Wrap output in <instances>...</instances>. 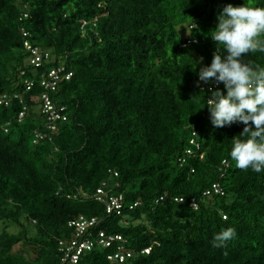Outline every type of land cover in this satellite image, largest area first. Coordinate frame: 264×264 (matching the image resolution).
<instances>
[{
	"label": "trees",
	"instance_id": "trees-1",
	"mask_svg": "<svg viewBox=\"0 0 264 264\" xmlns=\"http://www.w3.org/2000/svg\"><path fill=\"white\" fill-rule=\"evenodd\" d=\"M229 3L244 0H0V96L9 100L0 104V264H71L61 258L81 216L95 223L79 264H264V173L236 167L230 150L244 125L212 124L206 99L226 90L198 77ZM25 42L48 59L31 63ZM243 59L264 68V53ZM59 67L56 87L40 86ZM42 93L65 119L35 142V130L47 131ZM100 187L122 196L120 214L107 213L110 195L95 199ZM228 227L236 237L214 247ZM102 230L125 241L103 247ZM121 247L130 256L108 260Z\"/></svg>",
	"mask_w": 264,
	"mask_h": 264
},
{
	"label": "clouds",
	"instance_id": "clouds-1",
	"mask_svg": "<svg viewBox=\"0 0 264 264\" xmlns=\"http://www.w3.org/2000/svg\"><path fill=\"white\" fill-rule=\"evenodd\" d=\"M217 19L210 34L217 47L198 77L209 85L222 83L226 92L217 87L205 105L215 127L243 123L240 138L233 140L230 150L236 167L264 173V68L243 59L249 53H264V6L251 0L237 6L229 3ZM202 61H193L195 67ZM236 235L233 227L223 229L214 235L213 246L225 248Z\"/></svg>",
	"mask_w": 264,
	"mask_h": 264
},
{
	"label": "built area",
	"instance_id": "built-area-1",
	"mask_svg": "<svg viewBox=\"0 0 264 264\" xmlns=\"http://www.w3.org/2000/svg\"><path fill=\"white\" fill-rule=\"evenodd\" d=\"M26 16V14H24ZM85 22L82 23V25ZM24 46L30 50L32 57L30 58V62L35 64L36 66H40V63L43 60L48 59V53L45 52L43 55L39 52L37 48H32L30 44L27 42L24 43ZM62 70V67H59L57 70H50L47 72L46 75H41L40 77V86L44 87L45 89H51L53 90L56 87V80L58 79V72ZM23 73V72H21ZM71 76V72L66 73L65 78H69ZM24 86V91H29L33 84H34V79L33 78H25L22 82ZM14 98H17L20 102H22V93H14L13 94ZM8 99L6 95L0 96V104H7ZM51 100L49 98L47 93H42L41 94V101H40V106H39V112L43 115V118L45 120V129L47 131L43 130H35L34 131V141L38 142L39 140H51V131H55L57 128L56 121L59 119H65V116L61 114V111L65 109L63 105H60L58 108H56ZM30 110L27 106L23 105L22 109L19 110L18 115H17V121L20 122L24 116L26 115L27 111ZM8 124V123H7ZM6 124V125H7ZM4 130L6 131L7 128L5 127ZM213 188L215 191H219L218 184H213ZM209 193V191H205L204 194ZM110 195L109 197V202L106 205V211L109 214H120V209L122 208V196L121 195H111L107 191H105L104 187H100L96 190L95 194V199L99 201L105 202L107 196ZM175 200H182V198H175ZM138 202H135L131 205H129V208H133L136 206ZM191 205L193 208H197V203L195 201V197L192 198L191 200ZM95 223V218L91 219H86L84 217H80L79 220H76L75 222H71V224L75 225L76 227V234L75 237L68 243V245L65 247L63 250L64 251V256L61 258V262L64 263L69 260L71 264H79L78 263V255L82 252L84 249H89L94 245V242L90 239H82V235L84 234L85 230L92 226ZM118 242V243H123L125 239L123 236L119 234H112V233H107L105 231H99L98 232V239L97 242L102 245L103 247H109L113 242ZM63 244V243H62ZM65 245V244H64ZM149 247L141 249L142 253H148ZM131 254V251L124 252L122 251V247L113 252V253H108L107 258L110 261H116L118 263H122L129 257Z\"/></svg>",
	"mask_w": 264,
	"mask_h": 264
},
{
	"label": "rangeland",
	"instance_id": "rangeland-1",
	"mask_svg": "<svg viewBox=\"0 0 264 264\" xmlns=\"http://www.w3.org/2000/svg\"><path fill=\"white\" fill-rule=\"evenodd\" d=\"M17 229H18V226L13 225V226H10L8 230H9L10 232H16ZM32 254H33V256H35V255H34V254H35L34 252H33Z\"/></svg>",
	"mask_w": 264,
	"mask_h": 264
}]
</instances>
